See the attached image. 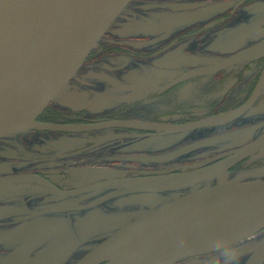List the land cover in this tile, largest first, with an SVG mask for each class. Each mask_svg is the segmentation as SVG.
I'll return each mask as SVG.
<instances>
[{
    "label": "flooded vegetation",
    "instance_id": "obj_1",
    "mask_svg": "<svg viewBox=\"0 0 264 264\" xmlns=\"http://www.w3.org/2000/svg\"><path fill=\"white\" fill-rule=\"evenodd\" d=\"M253 1H259L261 2L259 4H264V0H218L197 8L186 14L184 19L215 12L217 14L210 19L211 22L207 21L205 23L206 26L202 24L192 25L187 29L178 31L164 44L167 45L172 41H190L195 48H198L200 45L196 43L197 40L206 39L207 33L212 30L220 29L235 18L245 16V14L242 15L245 6H249ZM200 11L205 12L200 13ZM249 29L258 31L259 35L246 45L235 47L227 55H221V57L209 63L195 65L178 73L169 82L170 87L167 92L159 93L157 91L158 93L151 95L152 97L144 95L140 101L126 102L128 104L123 102L122 106L112 111L96 114L95 117L87 116L82 111L78 117L75 116L79 113H69L70 115L61 120L54 119L52 114L54 112H63L61 110L71 109H66L60 105L52 106L50 102L35 118V122L38 124L75 126L82 131L65 132L55 129L41 130L33 128L26 131L32 133L0 137V199L4 200L3 207L5 208H3L5 212L0 215V264H36L35 259L54 243L60 246L56 254L49 260L37 264H49L58 256L66 255V251H72L71 248L74 245L70 236L71 232L63 229L53 231L57 221L49 219L45 222L46 224L39 222L33 225L30 224L31 226L19 231L17 229L19 224H16L22 220H24L23 222L33 221L37 216L48 219L50 212L54 211V214L59 212L66 213L68 217L76 219L78 224L79 222H84L85 219L106 221L105 215L119 212H115L117 206H119V214L127 212L124 214L126 216L130 214V211H136L133 206L138 207L143 201L147 200L148 197L145 196L146 193L143 192V188L147 187L148 184H154V178L175 174H191L198 170L216 166L236 150L243 148L246 144L260 137L264 133L263 130V132L260 131L251 135L247 140L236 144L227 142L216 143L218 139L214 136L218 129L235 121L248 109L250 110L264 87V78L261 80L264 72V22L250 25ZM245 51H250V53H246L243 57H236ZM136 52L137 50L130 49L124 53L126 55L133 54V56L135 55L134 58L137 56L136 59H148L154 56V53L152 55L148 52H137V54ZM233 57L237 60L229 62L223 67L209 71H199L202 67H208L217 61L222 62ZM132 64L129 61L126 65L130 67ZM155 68L160 70V66ZM202 74H209L206 76L208 78L205 83L200 84L202 93L209 95V101L204 106L218 110H206L201 116L161 120L162 115L168 114L160 111L148 112L149 110L146 111L144 109V106L149 107L151 110L164 106L166 99H169L171 108L175 110L181 109L182 107L179 108L180 96L177 94V90L181 87L178 83L187 79L191 81ZM247 76L252 79L251 83L246 81ZM260 82H262L260 91L248 105V101L252 98ZM239 85H241L243 90L239 97L243 98L236 101L239 98L237 97L234 101H229V96ZM214 86H216V96L212 90ZM196 87L200 89L199 85ZM165 93H169V95L165 96ZM134 103H138L144 111L135 112L132 109ZM246 105H248L247 109L240 115L219 125L176 132H163L143 126L146 123L184 125L237 110ZM158 115L161 116L156 117ZM211 131L215 132L210 133ZM36 133L49 135L51 137L49 139H53L52 143L57 147L59 146V152L61 153L55 154L53 146H50V148L54 149L53 151L47 149L48 143L51 142L47 140L48 138L43 140L47 145L43 154L35 153L34 150V152H31L30 142H36L32 139L41 136ZM178 134L181 135L180 137H184L176 141L183 152H179L172 143L168 145L164 141ZM62 136L76 137L79 140L72 145H65L64 139H60ZM154 138H157L155 140L159 139L157 143H163V145L148 146L142 144L146 141L155 142L153 141ZM58 141H61L59 145ZM20 146L25 150L19 152L18 147ZM112 147L116 149L113 150ZM159 148H162L160 156L150 157L145 155L149 150H157ZM166 148L176 149L171 153L165 154ZM259 151L260 149L230 165L227 168V177L229 178L231 171H234L236 167L241 166L242 163ZM161 156L164 159H161ZM150 161L153 164H150ZM17 163L21 165L18 166ZM88 168H101L96 170L102 172L91 179L86 177L89 181H78L76 179V182L75 179L71 178V176H78L79 173H83ZM196 179L197 177L193 180L185 179L184 182L191 184ZM210 180L198 182L200 184L199 189H203L202 184H205V187L216 184L214 178ZM206 181L208 182L206 183ZM91 186L93 187L90 188ZM188 193L190 192L186 193L179 190L174 195H186ZM37 199H39V204H36ZM119 200L122 204H118L117 201ZM149 211L151 210L136 214L132 219L113 228L108 234L91 242L85 250L82 249L80 255L68 258L69 260L67 259L68 262L66 264H76L110 234L115 233L126 223ZM31 217L33 218L30 219ZM50 224L54 226H50ZM51 227L52 229H50ZM43 233L49 234L45 235L44 239L41 238L42 240H34L35 235ZM74 233H77V231ZM5 249L6 252L4 251ZM192 260L200 262V264H264V227L256 233L220 250L183 258L173 264H198L191 262ZM97 264H106V262Z\"/></svg>",
    "mask_w": 264,
    "mask_h": 264
},
{
    "label": "rangeland",
    "instance_id": "obj_2",
    "mask_svg": "<svg viewBox=\"0 0 264 264\" xmlns=\"http://www.w3.org/2000/svg\"><path fill=\"white\" fill-rule=\"evenodd\" d=\"M130 1L91 49L89 56L87 55L88 58L80 65L72 76V79L62 89L59 95L50 101L52 106L60 105L64 106L66 109H71L61 110L63 112L60 113L54 112L52 114L54 119L61 120L62 118L67 117V115H70L69 113H79L75 116L78 117L81 115L82 111L87 116L90 115L95 117L96 114L112 111L113 109L122 106L123 102H136L140 101L144 95L151 96L158 92H167L170 87L169 82L174 79L178 73L195 65L209 63L218 57H221V55H227V53L232 51V49H235V47H239L243 44L246 45L249 41L259 35L258 31L250 30L249 26L264 22V4H259L261 3L259 1H253L249 6H245L242 13V15L245 14V16L242 18L237 17L220 29L212 30L207 33L206 39H201L200 41L197 40L196 43L200 45L198 48H195L190 41H172L165 45L164 43H166L174 34H177L178 31L187 29L195 24L206 26L205 23L207 21L211 22L210 19L213 16H216L217 12L189 19H184V17L191 11L218 0ZM41 3V0H38L37 4L40 5ZM63 4L64 3L58 8H61ZM175 39L179 40L178 38ZM130 49H135L140 53L148 52L152 55L154 53V56L148 59H136L137 56L134 58L135 55H126V53H124ZM129 61L133 64L130 67H127L126 64ZM156 66H160V70L159 68L154 69ZM208 75L209 74H202L191 81L187 79L178 83L181 87L177 90V94L180 96L179 108L182 107L181 109L175 110L174 108H171L169 99L165 100L164 106H159L157 109L154 108L151 110L147 106H144V109L146 111L149 110L148 112L160 111L168 114L156 116H161V120L201 116L206 110L210 111L213 109V107L209 108V106H204L209 101V95L204 92L202 93V88L200 87V84L205 83V80L208 78L206 76ZM251 80L252 79L249 76L246 77L247 82L249 81L251 83ZM197 85H199L200 89L196 87ZM215 87L216 86H214L212 90L214 92L213 94L216 96ZM242 91V87L239 85L229 96V101H234L241 95ZM168 95L169 93H165V96ZM242 98L243 97H239L236 101H239ZM132 109L135 112L144 111V109L140 108L138 103H134ZM132 113L135 115L134 112ZM262 130L264 131V87L262 88L256 103L250 110L248 109L235 121L218 129V131L214 133V136L218 139L216 143L227 142L236 144L247 140L251 135ZM26 131L28 130L16 132L14 135L18 136L23 133H32ZM213 132L215 131H211L210 133ZM36 134L41 136L32 139L36 142H30L29 146L31 152L35 151V153L43 154V152L46 151L45 148L47 146L46 142L43 140L44 138H48L47 140H50L51 142L48 143L47 149L50 151L55 149V154L61 153L59 152V146L57 147L52 143L53 139H49L51 138L49 135H45L44 133L43 135L42 133ZM180 136L181 135L179 134L173 135L172 137L167 138L168 140L164 141L168 143V145H171L170 143H172V145L176 146L179 152H183L181 148L178 147L179 143L176 142L178 139L184 138ZM60 139H64L63 141L65 145H72L79 140V138L76 137L64 136ZM155 139L157 138H154L153 141L155 142L146 141L142 144L148 146L163 145V143H157L159 139ZM58 142L59 145L61 141ZM50 146H53L54 149L50 148ZM18 149L19 152L25 150L22 146L18 147ZM112 149L114 150L116 148L112 147ZM175 149L166 148L165 150L167 151L165 154L171 153ZM161 150L162 148L149 150L145 155L158 157L162 154ZM161 159L164 158L161 156ZM150 164H153V162L150 161ZM17 165L20 166L21 164L17 163ZM96 169L101 168H88L83 173H77L78 176L76 177L70 176L73 180L89 181L86 177L91 179L102 172ZM228 179L231 181L264 180V149H260L256 155L247 159L241 166L236 167L234 171H231ZM207 182L208 181H206V183ZM202 185V188H204L205 184ZM199 187V183L186 184L183 180L181 182L176 181L171 183L158 180V182L148 184L147 187L143 188V192L146 193L145 196L148 197L147 200L143 201L138 207L133 206V209H136V211L132 210L129 212L130 214H127L126 216H124V214L127 212L119 214L120 210L119 206H117L115 212H119L105 215L104 217L106 221H99L100 219H85L84 222H79L78 224L76 219L68 217L66 213L59 212L54 214L53 211L50 212L48 219L37 216L33 221L29 220L23 222L24 220H22L19 223L16 222V225L19 224L17 229L21 231L27 226L29 227L38 222L46 224L45 222L49 219L51 221H57L55 226L50 224V226H54L53 231L63 229L67 232H71L70 236L74 246L71 248V252L66 251V255L62 257L58 256L49 264H66L69 260L68 258L80 255L82 249L85 250L91 242L108 234L113 228L132 219L136 214L148 210L152 211L158 208L165 202L170 201V199L173 198L174 193L179 190L187 193L198 190ZM3 202L4 200L0 199V215L5 212ZM117 202L118 204L121 203L120 200ZM39 203V199H37L36 204ZM32 218L33 217L30 219ZM50 229H52V227ZM76 231L77 233H74ZM257 231L258 230L251 233H256ZM47 234L49 233L35 235L36 237L34 236V240H42ZM4 251L6 252V249ZM191 262L200 264V262H196L195 260H192Z\"/></svg>",
    "mask_w": 264,
    "mask_h": 264
},
{
    "label": "water",
    "instance_id": "obj_3",
    "mask_svg": "<svg viewBox=\"0 0 264 264\" xmlns=\"http://www.w3.org/2000/svg\"><path fill=\"white\" fill-rule=\"evenodd\" d=\"M13 1L0 0V8ZM129 1L83 0L44 20L0 27V137L33 128L82 131L75 126L38 124L35 118L59 95ZM246 53L250 51L236 57H243ZM236 60L233 57L217 61L199 71L217 69ZM263 78L264 72L261 80ZM261 84L248 105L257 96ZM248 105L184 125L146 123L143 126L163 132L214 126L237 117ZM262 148L264 133L216 166L186 175L154 178L155 182L163 180L167 183L196 177L192 183H198L214 178L216 184L186 195H174L170 201L110 234L76 264H173L183 258L220 249L253 234L251 232L264 226V180L231 181L227 177V168ZM256 215L259 217L253 230L245 231L224 244H209L216 232ZM132 232L143 236L139 250L129 259L113 253V245ZM55 244L35 259L36 264L56 254L60 246Z\"/></svg>",
    "mask_w": 264,
    "mask_h": 264
},
{
    "label": "bare ground",
    "instance_id": "obj_4",
    "mask_svg": "<svg viewBox=\"0 0 264 264\" xmlns=\"http://www.w3.org/2000/svg\"><path fill=\"white\" fill-rule=\"evenodd\" d=\"M81 1L83 0H41L42 3L38 5V0H14L11 4L0 8V27L44 20L47 17L49 18L52 15H57L77 5ZM62 3H64L63 6L58 8ZM56 96H58V94ZM258 217V215L249 216L248 219L235 223L234 226L216 232L210 239L209 244H211V246L224 244L245 231L253 230ZM142 243V234L132 232L119 239L113 245L112 252L115 254H122L125 259H129L139 250Z\"/></svg>",
    "mask_w": 264,
    "mask_h": 264
}]
</instances>
